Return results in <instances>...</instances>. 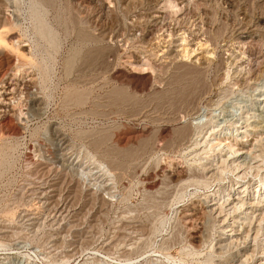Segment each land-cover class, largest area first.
Segmentation results:
<instances>
[{
    "label": "rangeland",
    "instance_id": "374dc122",
    "mask_svg": "<svg viewBox=\"0 0 264 264\" xmlns=\"http://www.w3.org/2000/svg\"><path fill=\"white\" fill-rule=\"evenodd\" d=\"M154 1L1 0V11L8 18L6 35L12 37L4 50L23 67L15 70L17 78L28 81L38 95L33 104L25 86H19L8 109H16L14 118L5 123L8 126L0 124L1 264H58L66 253L93 249L136 255L132 264L149 259L151 264H215L210 249L193 239L208 221L185 216L188 206L209 189L181 188L172 176L173 171L195 169L190 174L201 176V167L215 153L196 157V148L191 147L194 137L185 136L192 142L179 143L176 129L194 124L197 116L207 121L212 115L215 124L209 126L218 124L222 136L235 138V130L248 121L251 131L235 147L244 152L236 154L241 160L248 149L259 154L264 143V0H171L177 8ZM151 14L160 23L153 29L146 25ZM184 48L196 51L184 54ZM174 50L184 59L167 65L161 57ZM193 55L210 57V63L196 77L201 80L197 96L185 102L179 97L183 87L196 79V72L188 69ZM138 60L148 61L149 69L134 68L132 61ZM123 70L140 81L149 76L147 90H133L112 78ZM120 94L128 102L120 101L125 98ZM164 127L174 135L166 137L173 145L169 149L166 138L160 141ZM144 128L150 131V143L143 142L147 148L139 142L125 149L117 145V136ZM62 137L70 144L67 156L80 165L76 170L51 164L59 155ZM253 140L260 141L259 147ZM136 146L143 148L138 151ZM127 149L134 150L129 151L133 159L119 158ZM110 160H122L127 169L123 177L114 173L110 191L105 192L99 165L109 168ZM84 168V174L88 169L92 175H83ZM152 175L156 185L151 188ZM224 175L223 185L232 178L230 172ZM242 184L236 193L243 191ZM256 185L255 181L248 191L251 196ZM209 186L212 189L216 183L210 181Z\"/></svg>",
    "mask_w": 264,
    "mask_h": 264
},
{
    "label": "bare ground",
    "instance_id": "6f19581e",
    "mask_svg": "<svg viewBox=\"0 0 264 264\" xmlns=\"http://www.w3.org/2000/svg\"><path fill=\"white\" fill-rule=\"evenodd\" d=\"M160 2L164 3L165 8L167 7L166 5L177 8L176 5L174 6L172 4L171 0H155L154 1V3H156L157 5H159ZM1 6H2V2L0 0V124L1 123H3V124L7 123L8 124V123H10L9 122L10 119L12 117L14 118V116H15L14 113H12V110L16 111V109L13 108V109H11V111L10 110L8 111V109L10 107H13V105H11V104L13 103V101L15 99V96L18 92L19 86H22V87L25 86V90L28 93V97L30 98V101L33 104L37 103V99H38L37 96L38 95H36V93L34 92V88H32L31 84L29 85L27 83L28 81L26 83H24V81L22 82L21 80H19L17 78L19 71H15V70H17V69L20 70V67L21 68H23V67L18 65L21 63H18V64L15 63L16 60H13V59H16V58H13L10 56L11 58H13V59H11L8 57L10 54L12 55V53L7 55V52L4 50V45H5L6 41H8V40L11 41L12 37L6 35L5 26L8 24V20H7L8 18L5 17L6 14L3 15L2 11H1V8H3V7H1ZM4 8H5V6H4ZM106 8H108V7H106ZM108 10H106L105 13H103V14H107ZM158 19H159V17H156L155 15L151 14L149 16V18L147 19L146 25L150 29L151 28L153 29L154 27H157L160 24L158 22ZM15 42H16V40H15ZM11 43H14V41ZM17 43H18V41H17ZM12 46H13V44H12ZM16 46H17V44L15 45V47ZM15 47H14V49H15ZM182 50H183L184 54L185 53L187 54L189 52L193 53L196 51L195 48L193 50L191 49V51L188 48H184ZM94 56H96V55H94ZM166 56L167 57H165V55H162L161 58L163 60H165L167 62V65H168L171 61L179 60L182 55L180 54V51L174 50V51H171L170 53L166 54ZM188 58H190V56H188ZM206 58L208 59V57H206V56L205 57L203 56V58H196L194 55L192 56V59L190 61V65L188 64L189 65L188 69L194 70V72H196L195 73L196 76L194 75L195 76L194 78L198 77L197 75H199V73H201L204 66L207 65L208 63H210V61H209L210 57L208 60ZM183 59H184V57H183ZM132 62L134 64H136V66L134 68L137 69L139 67L140 70H144L145 67H148L150 65L148 63V61L138 60V61H132ZM148 69H149V67H148ZM148 69H145V70H148ZM185 69H187V68H185ZM123 71L124 72H122V71L115 72V77H112V78L113 79L115 78L114 80H116V79L119 80V82L121 81L120 83L125 82L131 89L133 88V90L135 89L137 91L138 90L142 91V90L146 89V86L150 83L151 78L149 76L148 77L143 76L144 78H142L140 81V80L134 79L135 76L134 77L130 76V72L128 73V72H125V70H123ZM187 75L188 74H186V76ZM192 77H193V75H192ZM200 81H199V79L197 80V78H196L194 80H191V82L189 84H187L185 87L182 86L184 88V90L182 88L183 91L181 90L182 92L179 96L180 99H182V101H185V102L189 101V100L193 101L194 98L197 96L196 91H197V88L199 86ZM29 83H31V82H29ZM185 83H187V82H185ZM119 91H120V89H119ZM122 91H123V89H122ZM121 94H122V92H121ZM120 95H118V97ZM121 96H123V98L124 97L125 98H124V100L121 98L120 101L122 100V102L123 101L126 102L127 101L126 95L124 96V94H123ZM76 99L79 100V103L81 101H83L80 98H76ZM77 102L78 101L76 100V103ZM261 102H264V96L261 99ZM83 103H84V101H83ZM38 108H40V107H38ZM262 108L264 109V105L262 106ZM174 111H176V110H174ZM173 114H175V113H173ZM196 115H200V114H198V112H197ZM206 118L207 117L197 116L193 120L194 124L191 123L189 126L188 125L187 126H181L179 128L177 127V129H176L177 135H178L177 138H179V141H178L179 143L181 142L180 140L187 139L188 137H194L195 140L193 139L194 141L191 144L192 145L191 147H193L194 149L196 148V151H195L196 157H200V155L203 153H205V154H208V153L214 154L215 153L213 159L209 160L207 158L209 163H206L205 165L203 164V167H201V173L202 174L201 173H199V174H201L202 177L200 175L199 176L191 175L194 171L196 172V169L191 170V171L190 170H188V171H186V170L185 171H179L178 170L177 174H175L176 173L175 171H173L174 173H172L173 174L172 176H174V178H175L173 181L174 184L177 186H180L181 188H184V186L186 188V186L188 185V187H190V186H206L209 189V191H207L205 194L201 195L195 201V203L193 202L190 204V206H188V208L186 207L187 209L185 210L186 211L185 216H194L196 218H198L199 216H203L202 219L205 218L204 220L208 221V223H205L204 225L202 224L203 228H200L201 230H199L193 236V239H195L199 242H203L202 243L203 247H207V249H210V252L213 254V256H215V259L217 258L215 260V264H264V143L263 142L261 143L262 144V147H260L261 149L257 148L258 150H260L259 154L256 155L254 153H251V150L248 149L247 153L246 152L244 153L246 155H244V156L242 155L244 158L241 160V158L236 153L238 151L244 152V151H242L243 148L236 149L235 147L238 146V143H239L238 140H241L247 136L248 132L251 131V127L253 125L251 126L250 124H248V121L246 120L247 123H245V122L244 123L247 125H244V127H241L240 131L235 130V132L237 133V135H235V138H233V136L229 138L228 133H225L223 136L221 135V130H219L218 124H216L215 126H212V125L209 126L210 124H215V122L213 121L214 117H212V115L209 117L210 119H208L207 121H204V119L206 120ZM15 119H12V120H15ZM3 124H2V126H3ZM7 124H5V125H7ZM207 125L211 128V130L209 132L208 137L205 138L204 135L208 134V132L207 133L205 132V134H203V133H204V130L206 129ZM261 127L263 128V126H261ZM255 128H256V126H254L252 129L256 130L257 128L256 129ZM117 130H119V129H117ZM170 130L171 129H169L168 127H164L160 130V135H161L162 139L161 140L159 139V140L162 143H163L164 138L169 137V134L172 133ZM257 134L258 133H256V135ZM149 135H150V131L147 128H144L141 130H136V131L133 130V131H130L129 133H127L126 135L117 136V145H119L120 148L125 149V147L126 148H127V146L129 147V145H131L132 143L134 144L135 142L136 143L139 142V143H141L139 145L146 147L147 143H150V142H147V138ZM172 135H173V133H172ZM185 136H188V137H185ZM239 136H241V137H239ZM211 137H213V138L210 139ZM149 139L151 140V138H149ZM167 139H169V138H166V141H167ZM190 139H187V141L192 142V141H190ZM261 139H260V141H261ZM66 140L67 139H63V137H62V139H60V143L58 145L59 155H56L57 157L54 159V161L51 164L55 165V167H57L59 165V166L67 167L70 170H76L80 167V165L78 162H76L73 158L70 157L71 154H70V156H67V154H68L67 151H68V149H70L69 148L70 144ZM263 140H264V138L262 139V141ZM102 141H101V143H102ZM260 141L258 140V142H260ZM143 142L144 143L147 142V143H145L146 145ZM254 142H257V141L255 140ZM258 142H257V144H258L257 146L259 147ZM103 143H104V141H103ZM169 143H171V141ZM169 143H168V141H167V143H165L166 148H168V147L172 148V146H173V145H171L172 143L171 144H169ZM173 143H175V140ZM55 144H57V143H55ZM240 144L244 145L243 143H240ZM261 144H260V146H261ZM179 145H178V147H179ZM250 146L254 147V145H252V144ZM98 147L100 148V146H98ZM155 147L157 149V145ZM97 148H96V150H97ZM132 148H135V147H132ZM163 148H164V145H163ZM197 148H200V149L202 148L201 149L202 151L200 153H198ZM118 149L119 148H117V150H116V148H115L113 150L118 151ZM139 149H140V146L137 150L139 151ZM251 149H253V148L251 147ZM146 150L143 149V151H145V152H146ZM108 151H106V153H109ZM129 151L133 152L134 150H128L127 149L124 152L121 151L122 152V153H120L121 157H119V156L118 157L122 158V156H123V158L124 157L130 158L131 152H129ZM112 152H114V151H111L110 153H112ZM119 152H114V153L116 155V153H119ZM136 152L137 151H135V154H140V153H136ZM114 153H113V156H114ZM222 153L225 154L224 156H226V158L222 157L223 156ZM135 154H134V156L137 158V155H135ZM218 155L220 156V158L215 161V158H217ZM118 157H116V158H118ZM131 159H133V158L131 157ZM121 161L116 162V161L110 160L109 161L110 165H108V166H110L109 168L107 167V165L105 163H104V165H106V166H104L103 163L101 164V162L99 163V164H101V165H99L100 169L102 171L101 173H103V175L106 179V180L102 181L101 188L103 189V191H105V190L110 191L111 183L115 178L114 173L116 175H119V176H122L125 173L127 168H125L126 165H124V164H126V163L123 164ZM126 161H127V159H126ZM130 161H132V160H130ZM193 161H195V160H193ZM199 161H201V158H199ZM109 162H108V164H109ZM123 162H124V160H123ZM47 170H49V169H47ZM50 170H54V169L51 168ZM84 170H85V168L82 171L80 170L83 175H85V176L92 175L91 170L87 169L86 174L83 173ZM189 171L191 172V174ZM49 172H51V171H49ZM164 172H166V170H164L163 173ZM167 172H168V170H167ZM227 172H230V174L232 175V178H229V180H227L225 182L226 184L223 185V184H221V183H223V181L225 179L223 176H225L224 174H226ZM119 176H116V177H119ZM158 178H160V177H158ZM154 179H155V176L149 177V180H148V178H146V180L150 181L149 184L152 183L149 186L151 188L154 187V185H156V181ZM210 181H211V183H216V186L212 189L209 186ZM255 181L257 183L256 189L253 191V193L255 195L251 196L248 191L251 189V187L253 186V183ZM241 184L244 185V187L242 189L243 191L241 193H236L235 190H237ZM59 185H61V184H59ZM225 185H227V186H225ZM177 186H175V187L177 188ZM88 187L91 188V186H89V185H88ZM53 189H55V187ZM148 189H150V188H148ZM57 190H59V189H57ZM150 190H148V191H150ZM233 193H236V194L232 195ZM106 195H107V193H106ZM89 198H91V197H89ZM86 203H87V201H86ZM89 206H91V205H89ZM0 232H2V231H0ZM250 242H252L253 244H250ZM106 246H109V244H107ZM116 246H117V244H116ZM110 247H112V246H110ZM134 249H135V247H134ZM83 251L84 252L82 254H81V252H80V254H74L75 251L73 253L70 252L69 254L66 253V255L64 254L65 255V257H63L64 260L58 264H71V263L75 262V260L80 259V258H83V260H82L83 262L82 263L80 262L79 264H132L131 262L135 261V259L137 258L136 255L135 256L129 255L130 253H127L128 255L123 254V255L115 256V255H113V252L111 254L107 249L106 250L93 249L89 253L86 252L85 250H83ZM111 251H112V249H111ZM198 253H199L198 250L194 251L195 255ZM138 258H139V255H138ZM167 258L170 259V256ZM151 261L152 260L149 259L146 261L145 264H151Z\"/></svg>",
    "mask_w": 264,
    "mask_h": 264
}]
</instances>
